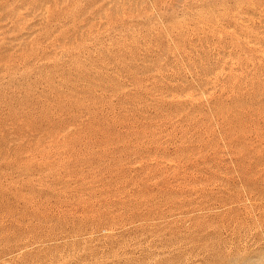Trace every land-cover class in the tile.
<instances>
[{"label": "rangeland", "instance_id": "obj_1", "mask_svg": "<svg viewBox=\"0 0 264 264\" xmlns=\"http://www.w3.org/2000/svg\"><path fill=\"white\" fill-rule=\"evenodd\" d=\"M0 264H264V0H0Z\"/></svg>", "mask_w": 264, "mask_h": 264}]
</instances>
